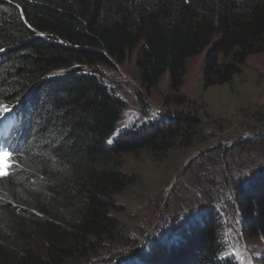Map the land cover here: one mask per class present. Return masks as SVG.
Segmentation results:
<instances>
[{"label": "trees", "instance_id": "trees-1", "mask_svg": "<svg viewBox=\"0 0 264 264\" xmlns=\"http://www.w3.org/2000/svg\"><path fill=\"white\" fill-rule=\"evenodd\" d=\"M216 36L206 88L230 83L264 50V0H0V108L16 106L19 118L8 141L13 164L0 178V264H70L110 236L109 200L131 183L122 156L171 151L203 124L178 92L187 60ZM127 53L141 86L156 87L167 73L171 106L191 107L111 137L127 103L101 69ZM242 119V132L264 138V117ZM219 179L228 193L210 185L183 234L89 264H243L242 238L264 240V177L240 189L235 176Z\"/></svg>", "mask_w": 264, "mask_h": 264}, {"label": "rangeland", "instance_id": "rangeland-1", "mask_svg": "<svg viewBox=\"0 0 264 264\" xmlns=\"http://www.w3.org/2000/svg\"><path fill=\"white\" fill-rule=\"evenodd\" d=\"M217 39L214 37L206 48L187 60L178 92L189 100V105L196 107L195 115L203 124L200 128H189L186 139L175 140L171 151L144 150L122 156V170L131 183L109 200L115 227L109 237L92 240L86 246V257L77 255L70 264H89L90 260L107 256L114 249L130 248L132 243L139 252L147 241H163L183 234L184 218L210 198L206 192L210 185L216 194H223L222 188L228 193L225 182L219 179L221 173L226 179L235 176L238 180L235 186L239 189L246 182L253 184L264 177V138L257 139L256 134L242 132L240 127L243 117H264V50L250 55L230 83L206 88L203 78L206 54ZM101 73L127 103L111 137L124 126L135 125L140 120L191 107L171 106L174 91L167 73L156 87L147 90L141 86L135 54L127 53L122 63L103 67ZM10 120L6 116L2 123ZM244 141L247 142L240 146ZM204 150L209 154L207 157L200 156ZM198 151H202L198 157L190 158ZM3 170L4 164H0V171ZM240 253L246 257L243 264H264V240L242 238Z\"/></svg>", "mask_w": 264, "mask_h": 264}, {"label": "clouds", "instance_id": "clouds-1", "mask_svg": "<svg viewBox=\"0 0 264 264\" xmlns=\"http://www.w3.org/2000/svg\"><path fill=\"white\" fill-rule=\"evenodd\" d=\"M8 109H11L12 111L6 114L3 118H0V130L1 128L5 127V129L0 133V148L6 150L11 154L9 160L7 161V165L10 166L13 164L12 155L14 152V148L11 147L8 141L11 134L15 136L18 133V131L13 132L14 131L13 129H15V127L17 126V121L19 118L17 117L16 106L9 107ZM6 116H10L11 120L6 124H3L2 121L6 118ZM7 167L6 168L4 167L3 172L6 171ZM3 176L4 175H2L1 177Z\"/></svg>", "mask_w": 264, "mask_h": 264}, {"label": "snow or ice", "instance_id": "snow-or-ice-1", "mask_svg": "<svg viewBox=\"0 0 264 264\" xmlns=\"http://www.w3.org/2000/svg\"><path fill=\"white\" fill-rule=\"evenodd\" d=\"M0 51H2V49H0ZM12 110L8 109V108H0V118H3L6 114L10 113ZM109 143H111V140L109 141ZM10 153L7 152L6 150L0 148V164H4V167L6 168L7 165V161L10 158ZM6 172L0 171V175H6Z\"/></svg>", "mask_w": 264, "mask_h": 264}, {"label": "water", "instance_id": "water-1", "mask_svg": "<svg viewBox=\"0 0 264 264\" xmlns=\"http://www.w3.org/2000/svg\"><path fill=\"white\" fill-rule=\"evenodd\" d=\"M264 133V132H263ZM200 152H202V151H198V152H196V153H194L193 155H191V157L190 158H193V157H195L197 154H199Z\"/></svg>", "mask_w": 264, "mask_h": 264}, {"label": "bare ground", "instance_id": "bare-ground-1", "mask_svg": "<svg viewBox=\"0 0 264 264\" xmlns=\"http://www.w3.org/2000/svg\"><path fill=\"white\" fill-rule=\"evenodd\" d=\"M7 123V122H6Z\"/></svg>", "mask_w": 264, "mask_h": 264}]
</instances>
